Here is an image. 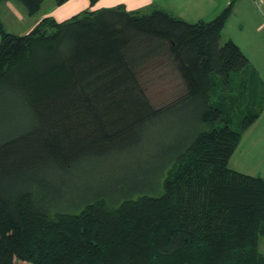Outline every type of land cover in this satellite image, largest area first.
<instances>
[{
    "label": "trees",
    "instance_id": "16d2710c",
    "mask_svg": "<svg viewBox=\"0 0 264 264\" xmlns=\"http://www.w3.org/2000/svg\"><path fill=\"white\" fill-rule=\"evenodd\" d=\"M19 1L31 14L43 2ZM233 4L196 23L162 8H105L45 17L24 35L0 20V98L6 106L13 97L33 122L0 142V264H264V176L230 166L264 106L252 91L231 92L251 69L240 47L223 41ZM156 57L183 85L160 106L140 78ZM184 103L197 126L162 193L59 202L68 196L45 172L135 146L146 123Z\"/></svg>",
    "mask_w": 264,
    "mask_h": 264
},
{
    "label": "rangeland",
    "instance_id": "374dc122",
    "mask_svg": "<svg viewBox=\"0 0 264 264\" xmlns=\"http://www.w3.org/2000/svg\"><path fill=\"white\" fill-rule=\"evenodd\" d=\"M170 2V0H43L39 11L31 14L19 0H2L0 20L6 32L24 35L45 17L62 22L87 11L120 6L145 14ZM140 68L142 85L155 106L170 102L181 91L183 86L181 79L177 73L172 72L171 64L166 58L156 57ZM7 98L9 103L6 106L0 98V142L22 134L33 126L32 120L20 103L11 96ZM188 105L179 104L156 120L146 123L139 131L140 141L135 146L112 151L101 157L90 156L68 170L45 172L43 175L53 182L52 186L56 185L64 191L62 192L64 196H68L62 197L59 202L69 207L73 203H80V199L87 195L97 197L104 194L114 198L125 193L131 194L133 191V197L139 196L141 191L149 194L162 193L164 178L168 169L173 166L178 146L181 141L191 139L197 126V115L192 109L194 107ZM236 120L239 123H233V127L238 129L242 126L243 118L237 116ZM221 124L218 123L219 126ZM255 131H260V127L258 126ZM250 135L249 132L244 146L239 143L234 160H240V163L248 166L249 169L246 170L249 174L263 176L264 170L259 168L257 161L258 158L264 157V143L259 144L261 141L258 133ZM250 142H254L255 147H251ZM14 161L15 159L11 160L12 163ZM121 185L124 189L117 188Z\"/></svg>",
    "mask_w": 264,
    "mask_h": 264
},
{
    "label": "crops",
    "instance_id": "0c3cea01",
    "mask_svg": "<svg viewBox=\"0 0 264 264\" xmlns=\"http://www.w3.org/2000/svg\"><path fill=\"white\" fill-rule=\"evenodd\" d=\"M170 1V3L161 5L160 7L191 23L213 19L231 1H234L233 12L223 29V41L228 39L233 40L249 58L251 69L240 73L236 77L238 80L235 83L232 82L231 92L236 94L238 92L237 90L242 91V89L248 92L252 91V96H256L258 101L262 103L264 97V0ZM258 126L260 127V131L256 132L255 130H257ZM249 132L251 134L250 136L258 133V138L261 141L259 144L263 145L264 106H262L258 118L244 131L240 141L241 146H244ZM250 139L255 140L256 138ZM250 146L255 147L254 142H250ZM237 150H235L230 159V166L235 170L249 174L247 172L248 170H246L249 169L248 166L240 163V160H234L236 153H238ZM258 160L259 168L264 170V157L262 159L258 158Z\"/></svg>",
    "mask_w": 264,
    "mask_h": 264
}]
</instances>
